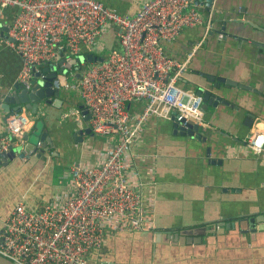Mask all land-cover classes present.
I'll return each instance as SVG.
<instances>
[{
  "label": "crops",
  "instance_id": "crops-1",
  "mask_svg": "<svg viewBox=\"0 0 264 264\" xmlns=\"http://www.w3.org/2000/svg\"><path fill=\"white\" fill-rule=\"evenodd\" d=\"M99 1L120 14L131 15L143 0ZM242 1L264 14V0ZM219 2L229 5L228 0ZM16 12L14 7L0 9V27L9 26ZM248 25L243 34L256 35L264 42V30H252L251 22H245L244 29ZM206 28L183 30L175 40L162 43L163 51L181 58L184 54L180 52L189 42L198 43L200 50L192 57L195 69L245 79L256 88L258 92L239 90L238 98L235 88L231 93L226 89L253 111L252 125L244 126L247 117L231 107L213 115L202 114L198 139L174 133L170 119L149 116L145 120L131 152L135 155L134 178L142 183L144 206L149 208L154 225L147 230L109 232L101 254L114 264H264V148L255 153L246 142L253 131L264 130V47L218 34L206 38ZM99 39L103 51L116 48V28L107 27ZM21 64L8 39L0 37V94L15 91ZM181 84L187 87L184 80ZM55 99L58 103L54 106H39L24 132L30 136L40 130L46 133L51 145L43 156L38 158L36 151L7 160V164L0 161V221L18 200L40 207L66 194L69 169L77 164L93 165L103 152L105 138L90 129L80 95L60 88L51 101ZM141 105L131 102V114ZM21 110L31 113L24 107ZM6 111L0 105V133L5 129ZM85 128L90 133L74 135ZM8 196L11 203L2 211ZM246 218H253L254 233L245 230ZM196 229L206 232L200 243L198 238L181 234Z\"/></svg>",
  "mask_w": 264,
  "mask_h": 264
},
{
  "label": "built area",
  "instance_id": "built-area-1",
  "mask_svg": "<svg viewBox=\"0 0 264 264\" xmlns=\"http://www.w3.org/2000/svg\"><path fill=\"white\" fill-rule=\"evenodd\" d=\"M212 1L143 0L126 15L99 0H0V9H17L7 31L8 44L22 61L17 82L29 88L35 72L42 80L47 75L42 68L62 60L51 87L77 92L90 129L106 141L95 164L69 169L66 194L40 207L15 202L0 221L1 256L14 264H114L101 254L109 232L152 228L131 148L149 116L203 123L200 96L181 84L199 44L174 58L162 43L188 28H208L201 10ZM109 26L116 28L117 47L103 51L99 38ZM87 53L102 59L77 61L64 70L68 60ZM131 102L142 104L134 115ZM31 122L26 111L8 116L0 153L18 142ZM246 142L261 153L264 130L253 131Z\"/></svg>",
  "mask_w": 264,
  "mask_h": 264
},
{
  "label": "water",
  "instance_id": "water-1",
  "mask_svg": "<svg viewBox=\"0 0 264 264\" xmlns=\"http://www.w3.org/2000/svg\"><path fill=\"white\" fill-rule=\"evenodd\" d=\"M220 0H214L212 2H208L207 8L201 10L202 15L206 19L209 27L206 28V38L216 36L217 34L220 36L232 37L237 40L247 41L250 40L254 46H263L264 42L255 37H247L244 33V30H249V25L244 29L243 24L245 22H251V29L254 31H262L264 30V14L259 10H254L251 7L243 5L242 0H228L229 5L220 4ZM222 1V0H221ZM226 1V0H224ZM211 8V9H210ZM255 17V18H253ZM258 17V18H257ZM262 17V18H261ZM248 24V23H247ZM206 26L204 25V28ZM8 26L5 28L0 27V37L4 39L10 40L7 35ZM4 33V34H3ZM255 34V33H254ZM204 40V43L206 41ZM192 43L189 42L186 49L180 52V55L185 54L190 51L192 47ZM199 48L193 51L192 57H194ZM62 56V53H60ZM101 57H96L90 53L81 54L77 58L70 59L65 63L64 70L71 68L77 61L86 62V61H101ZM190 61L187 70L182 75V80L187 83V88L194 91L197 96H200V110L202 114L213 115L220 109H228L234 108L239 110V112L244 113L245 120L243 125L246 127H250L252 125L253 114L251 110L242 106L237 98L239 97V90H252L254 92H258L256 88L253 86H249L245 79L237 80L228 77H221L217 75L215 71L210 70H202L195 69L192 62ZM62 60H60L57 64H49L44 67V71L47 72V75L42 80H38V72H35V75L32 77L30 81V87L26 88L18 82L14 84L15 91L13 93L9 91H1L0 94V105L3 108H7L6 117L10 116L13 112L20 110L24 107L25 110L31 112V114H36L38 112L39 106H49L56 105L58 100L55 99L53 102L52 97L59 95V89L51 87V81L55 76L56 70L59 72L61 68H58L61 64ZM78 72L76 76L78 77ZM235 88V94L238 95L237 98L233 94H228L226 91L232 92V89ZM246 113V114H245ZM88 117V115H87ZM172 121L173 132L179 134H186L194 138H199V125L196 123H187L186 125H182L181 121H178L174 118L170 119ZM249 121V122H248ZM34 128H38L37 125ZM90 133L89 128L78 130L74 133ZM38 143L40 144L39 146ZM14 145V144H13ZM51 145V141L48 140L46 133L40 130L37 133H34L33 136L28 133L22 134L21 142H15V145L12 146L8 151L0 153V161L7 160L12 161L15 159H20L24 155H28L31 153H36L38 158H41ZM247 222L245 230L254 233L256 231V227L254 226L253 218H246ZM189 230L188 232H184L181 234L186 235L188 238H198L196 242L200 241V238L205 235V231L202 229ZM173 239H176L177 236L173 235ZM200 243V242H199ZM0 264H14L8 259L4 258L0 255Z\"/></svg>",
  "mask_w": 264,
  "mask_h": 264
},
{
  "label": "rangeland",
  "instance_id": "rangeland-1",
  "mask_svg": "<svg viewBox=\"0 0 264 264\" xmlns=\"http://www.w3.org/2000/svg\"><path fill=\"white\" fill-rule=\"evenodd\" d=\"M3 203H4V208H2V211L6 209L7 205H9V203H11V197L8 196L6 198V200L3 201ZM136 264H139V263H136Z\"/></svg>",
  "mask_w": 264,
  "mask_h": 264
},
{
  "label": "flooded vegetation",
  "instance_id": "flooded-vegetation-1",
  "mask_svg": "<svg viewBox=\"0 0 264 264\" xmlns=\"http://www.w3.org/2000/svg\"><path fill=\"white\" fill-rule=\"evenodd\" d=\"M214 1V0H213ZM211 9V8H210Z\"/></svg>",
  "mask_w": 264,
  "mask_h": 264
}]
</instances>
